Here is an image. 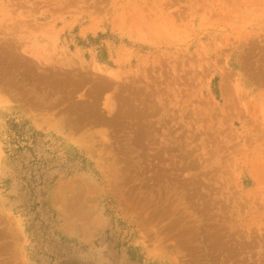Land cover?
<instances>
[{"label": "rangeland", "instance_id": "rangeland-1", "mask_svg": "<svg viewBox=\"0 0 264 264\" xmlns=\"http://www.w3.org/2000/svg\"><path fill=\"white\" fill-rule=\"evenodd\" d=\"M0 264H264V0H0Z\"/></svg>", "mask_w": 264, "mask_h": 264}, {"label": "bare ground", "instance_id": "bare-ground-1", "mask_svg": "<svg viewBox=\"0 0 264 264\" xmlns=\"http://www.w3.org/2000/svg\"><path fill=\"white\" fill-rule=\"evenodd\" d=\"M72 199V198H71Z\"/></svg>", "mask_w": 264, "mask_h": 264}]
</instances>
